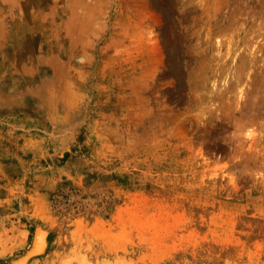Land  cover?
Returning <instances> with one entry per match:
<instances>
[{
    "label": "rangeland",
    "instance_id": "rangeland-1",
    "mask_svg": "<svg viewBox=\"0 0 264 264\" xmlns=\"http://www.w3.org/2000/svg\"><path fill=\"white\" fill-rule=\"evenodd\" d=\"M257 172L264 0H0V264H264Z\"/></svg>",
    "mask_w": 264,
    "mask_h": 264
},
{
    "label": "clouds",
    "instance_id": "clouds-1",
    "mask_svg": "<svg viewBox=\"0 0 264 264\" xmlns=\"http://www.w3.org/2000/svg\"><path fill=\"white\" fill-rule=\"evenodd\" d=\"M77 62L79 64H85L86 62H88V57L86 55H81V56L77 57ZM256 175H257V177H259V176L264 175V174L257 172ZM232 183H233V185H235V183H236V177L235 176L232 177Z\"/></svg>",
    "mask_w": 264,
    "mask_h": 264
},
{
    "label": "bare ground",
    "instance_id": "bare-ground-1",
    "mask_svg": "<svg viewBox=\"0 0 264 264\" xmlns=\"http://www.w3.org/2000/svg\"><path fill=\"white\" fill-rule=\"evenodd\" d=\"M41 234H42V233H41ZM37 236L39 237V236H40V234L38 233V234H37ZM36 240H37V239H36ZM41 240H42V239H41ZM35 242H37V241H35ZM37 247H39V246H37Z\"/></svg>",
    "mask_w": 264,
    "mask_h": 264
}]
</instances>
